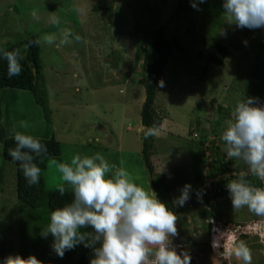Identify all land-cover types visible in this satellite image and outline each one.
<instances>
[{
  "label": "rangeland",
  "instance_id": "obj_1",
  "mask_svg": "<svg viewBox=\"0 0 264 264\" xmlns=\"http://www.w3.org/2000/svg\"><path fill=\"white\" fill-rule=\"evenodd\" d=\"M193 2L199 10L192 7ZM222 3L223 0H0V48L30 33L39 34L43 64L40 90L46 101L44 108L28 90L0 89V171L5 181L0 186V240L13 243L10 255L21 256L25 249L28 256L32 255L35 223L31 208L17 199L16 166L1 154L3 141L12 137L13 128L37 138L54 136L60 141L61 154L49 160L44 173L51 188L63 183L52 160L70 162L76 154L101 153L118 167L123 159L135 182L154 191L142 153L144 62L147 44L156 37L159 27L167 24V36L176 34L186 52H173L166 80H162L166 86L157 90L156 107L163 117V131L152 139L151 160L155 173L167 176L174 201L184 185H191L188 201L183 206L175 205L178 235L171 238V246L178 253L187 252L190 264H242L234 255L229 256L233 250L229 241L221 252L212 250V221L236 230L238 225L264 217L246 208L233 209L227 195L209 202L202 190L204 178L215 166L216 154L213 150L205 157L209 161L205 168L200 165V156H196L202 141L220 137L225 130L229 119L224 118L217 126L226 115L222 109L233 112L238 101L247 97L259 100L264 95V28H237L223 14ZM95 6L101 8L94 10ZM65 31L72 33L70 42L61 44ZM46 34H55L56 41L44 43ZM76 35L82 40L77 42ZM214 40L230 49L222 66L207 59ZM213 98L218 102L212 104ZM218 104L222 105L221 111ZM260 106H264V100ZM20 121H27L29 128L21 129ZM235 160L237 166L248 170L243 161ZM258 234L239 239L251 249L252 264H264L256 261H264V226ZM53 240L52 237V244Z\"/></svg>",
  "mask_w": 264,
  "mask_h": 264
},
{
  "label": "clouds",
  "instance_id": "obj_2",
  "mask_svg": "<svg viewBox=\"0 0 264 264\" xmlns=\"http://www.w3.org/2000/svg\"><path fill=\"white\" fill-rule=\"evenodd\" d=\"M205 0H199L204 3ZM197 9V4L192 3ZM224 15L237 28H264V0H223ZM82 12L81 8H76ZM53 22H57L53 18ZM70 31L62 34L60 43H69ZM44 43L53 44L55 34H46ZM77 42L82 40L75 36ZM40 43V41H36ZM27 46H25V51ZM8 63V77L18 76L23 71L20 49L0 50ZM159 86L163 87L161 80ZM21 129L29 128L27 121H20ZM156 125L145 128L144 136L156 137L162 134ZM15 147L8 150L13 162H18L29 186L40 182L41 168L34 161L47 156L48 149L41 140L30 133L11 130ZM221 140L229 159L243 161L248 173L264 182V106L258 105V98L247 97L238 101L232 119L222 132ZM61 174L57 191L61 196L72 195L71 201L50 213V220L41 229V235L54 238L52 248L61 258L66 250L78 244L92 247L94 258L90 264H190L187 252L178 253L171 246V238L178 235L177 214L162 202L151 189L147 190L135 182L133 175L124 167L110 163L101 153L92 156L74 155L70 162L52 160ZM233 209L246 208L258 217H264V186H256L245 175L226 184ZM191 185L181 189V195L173 202L183 206L190 198ZM198 197L200 193H197ZM91 228L93 231H86ZM85 231H81V230ZM222 238L227 233L221 234ZM244 236V235H243ZM242 236V237H243ZM232 251L242 264H252V251L243 240L231 236ZM99 245L98 247L96 245ZM182 246V245H181ZM219 247V241H213ZM223 248H219L218 252ZM0 264H43L30 255H9Z\"/></svg>",
  "mask_w": 264,
  "mask_h": 264
},
{
  "label": "trees",
  "instance_id": "obj_3",
  "mask_svg": "<svg viewBox=\"0 0 264 264\" xmlns=\"http://www.w3.org/2000/svg\"><path fill=\"white\" fill-rule=\"evenodd\" d=\"M100 6H95L94 10H98ZM167 29V24L162 25L154 33L156 37L149 42L147 45V55L145 59V100L142 105L141 111V121L142 125L147 128L153 125L161 126L163 123V117L161 116L159 110L157 109L156 99H157V88L159 81L165 80L166 78V67L173 52L178 51L180 53H185V46L182 41L178 38L176 34L172 36H167L165 33ZM38 33H30L27 36L17 39L5 46H2L0 50L12 51L13 49H20L23 59L20 63L23 67V71L18 76L8 77V63L0 55V89L4 88H16L28 90L33 93L35 101L46 108V101L44 100V95L40 90V80L43 77V64L41 59V42ZM25 46L27 50L25 51ZM230 54V49L218 40H214L209 45L207 59L210 63L222 66L227 60ZM215 99H212V104H214ZM222 108V105L219 107ZM46 110V109H45ZM223 113L229 114V108L222 109ZM221 111V110H220ZM48 116V115H47ZM225 117V115H224ZM145 130V129H144ZM222 135V133H221ZM220 137H210L206 138L205 141L201 142V149L199 152L200 165L205 168V164L209 161H205L206 150L212 152L214 150L215 165L212 172L205 177L219 178L216 182L212 180V185L217 187V190L210 195L207 194L206 189L203 188L202 193L206 195V198L211 201L217 197H222L227 195L230 198L229 192L226 189V184L242 175H245L253 184L261 185L262 182L255 177H251L249 174L239 175V172L245 171L242 166H237L235 159H229L225 151V143ZM143 147L142 153L145 164L151 176V183L157 197L168 207L176 213L177 209L175 207L174 199L171 195V188L168 182L167 176L165 174H156L155 165L151 160V149L153 147V137L144 136V131L142 134ZM41 142L46 145L48 149L47 156H41L37 158L34 162L41 168V178L40 182L36 185L29 186L23 175L22 170L19 167L18 162H13L11 157L8 155V150L15 147V141L12 137H6L2 145V157L14 163L16 166V195L17 199L25 206L31 208L34 213V228L31 236V252L32 255L36 256L37 259L41 260L43 264H90L91 260L94 258V250L92 247H87L84 244H78L70 250H66L64 256L61 258L52 249V236L49 234L47 238L42 237L41 229L46 227L50 220V213L52 210L62 207L66 203L71 201L72 195L70 192H66L65 195L61 196L56 188H51L48 186L47 179L45 178V172L48 171V162L50 159L58 157L61 154V144L54 136L51 138H39ZM210 141V146L208 149L205 146V142ZM236 171L237 175H231L228 177L226 174L231 171ZM48 174V173H47ZM212 174V175H210ZM204 178L203 187H205L206 180ZM4 174L0 171V186L4 183ZM221 189H220V188ZM219 188V189H218ZM208 189V188H207ZM85 231V230H81ZM86 231L92 232L91 228ZM99 246L98 244L96 245ZM14 250V245L12 242L8 243L6 240H0V261L9 256ZM7 251V252H5ZM23 258H27V251L22 250Z\"/></svg>",
  "mask_w": 264,
  "mask_h": 264
},
{
  "label": "built area",
  "instance_id": "obj_4",
  "mask_svg": "<svg viewBox=\"0 0 264 264\" xmlns=\"http://www.w3.org/2000/svg\"><path fill=\"white\" fill-rule=\"evenodd\" d=\"M197 135L198 134L195 132L194 133V137H196ZM205 146L208 149V147L210 146V141H206L205 142ZM206 153L209 154V155H207L208 157L211 154V152L209 150H206ZM237 174L238 173L236 171H233V172L231 171L230 173H228L226 175L228 177H230L231 175H237ZM242 174H249L248 170L239 172V175H242ZM212 180H215L217 182L219 180V178L216 177V178L212 179L211 177H208L207 180H206L205 187H203L204 189H206L207 194H211V195L215 192V190H217V187L215 185L211 184ZM262 186H264V182H262ZM263 224H264V220L252 221V222L247 223L246 225H238L236 230H232L230 228H225V227L221 226L217 221L215 222L213 220L212 221L211 230H210V246H211L213 251H217V250H219V248L220 249L221 248L225 249V247L227 245V243H225L226 241H229V243L232 244V240H231V236L232 235L237 237V241L243 235L254 234V233L258 235V231H260V228H261V226H263ZM223 233H227V235H225L222 238L221 234H223ZM214 240H218L219 241V247H216V248L213 247V241Z\"/></svg>",
  "mask_w": 264,
  "mask_h": 264
},
{
  "label": "crops",
  "instance_id": "obj_5",
  "mask_svg": "<svg viewBox=\"0 0 264 264\" xmlns=\"http://www.w3.org/2000/svg\"><path fill=\"white\" fill-rule=\"evenodd\" d=\"M165 80H166V78H165ZM165 80H163V81H165ZM165 86H166V84H164ZM170 86V85H169ZM168 85H167V88L169 87ZM173 86V85H172ZM159 88H160V86H159V84H158V88H157V90H159ZM158 92V91H157ZM157 98H158V94H157ZM213 99H215V98H213ZM262 100H264V95H262L261 96V98H259V100H258V105L260 106L261 105V102H262ZM156 101H157V99H156ZM218 101L215 99V102L214 103H217ZM220 105L218 104V107H219ZM232 111H229V114L227 113V115H225V117H223V118H221V121H219V123L217 124V126H219V125H221V123L224 121L223 119L225 118V119H232ZM264 259V258H263ZM256 261H262V262H264L261 258H257V260ZM257 264H259L258 262H257Z\"/></svg>",
  "mask_w": 264,
  "mask_h": 264
},
{
  "label": "bare ground",
  "instance_id": "obj_6",
  "mask_svg": "<svg viewBox=\"0 0 264 264\" xmlns=\"http://www.w3.org/2000/svg\"><path fill=\"white\" fill-rule=\"evenodd\" d=\"M263 226H264V225H263ZM262 233H263V232H262ZM262 233H261V234H262ZM258 235H259V234H258Z\"/></svg>",
  "mask_w": 264,
  "mask_h": 264
},
{
  "label": "water",
  "instance_id": "obj_7",
  "mask_svg": "<svg viewBox=\"0 0 264 264\" xmlns=\"http://www.w3.org/2000/svg\"><path fill=\"white\" fill-rule=\"evenodd\" d=\"M51 93H52V91H51ZM145 128V127H144Z\"/></svg>",
  "mask_w": 264,
  "mask_h": 264
}]
</instances>
